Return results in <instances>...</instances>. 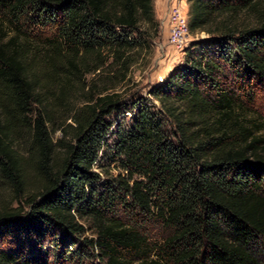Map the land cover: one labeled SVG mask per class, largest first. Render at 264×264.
I'll use <instances>...</instances> for the list:
<instances>
[{
	"label": "trees",
	"instance_id": "obj_1",
	"mask_svg": "<svg viewBox=\"0 0 264 264\" xmlns=\"http://www.w3.org/2000/svg\"><path fill=\"white\" fill-rule=\"evenodd\" d=\"M188 2L190 33L209 37L151 89L158 109L139 102L112 129L118 87L160 38L155 0H0L14 26L0 39V176L20 192L31 169L39 184L28 212L0 210V264H40L5 244L27 237L70 264L94 250L99 264H264V119L223 80L233 68L264 90V0ZM92 74L103 87L72 117V141L55 143L36 107ZM108 152L126 175L100 185ZM149 226L163 230L154 244Z\"/></svg>",
	"mask_w": 264,
	"mask_h": 264
},
{
	"label": "rangeland",
	"instance_id": "obj_2",
	"mask_svg": "<svg viewBox=\"0 0 264 264\" xmlns=\"http://www.w3.org/2000/svg\"><path fill=\"white\" fill-rule=\"evenodd\" d=\"M177 4L181 5L185 9L189 18L188 0H177ZM156 15L158 18L157 13ZM167 18L168 16L165 17L164 21H166ZM169 29L170 26L168 23L166 31L168 36H161V29L160 38L155 42L152 55L145 56L142 60H139V62L131 68L128 81L118 87L117 91L121 94L123 108H121L118 113H113L105 118V121L114 125L112 129L117 124H128L132 115L136 111L135 106L139 102L147 103L146 100H150L153 102L151 105L158 109V102L152 100V97L149 95L151 89L166 79L173 68L184 63L186 52L189 48H191L198 41H202L209 37L205 32L196 34L190 33L191 37L187 48L180 52L169 44ZM13 32V24L0 14V39L5 37L8 39L13 35ZM224 77V88H229L231 91L235 92V94L237 93L239 97L247 94L255 95V101L252 105H250V107H252L262 119H264L263 88L258 85L256 86L247 83L245 85L241 84L240 78L236 74V69L233 68L230 69L228 67H224ZM95 84L99 89H101L104 85V79H99L93 74L87 75L80 80H75L70 90L66 93L60 94L59 90L53 89V91H56V95L60 94L61 100L56 101L54 106H52L48 100L46 112L42 107H36V109H41L43 114L51 119V123H47V126L51 130L55 143H59V140L63 138L64 133L69 135L65 141H72V134L74 132V121L72 117L77 114L87 99L95 95L97 89L92 88ZM26 130L27 128L23 129L20 138L16 139V149L24 156H26V145L31 139L30 132H27ZM261 135L264 137V130L261 132ZM108 140L110 141L109 138ZM110 154L111 153L108 152L107 154L101 155L102 157L100 156V163L92 169V173H96L100 177L98 183L100 185L109 180L116 179L119 174L123 177L126 175V173L121 172L118 162H112ZM63 156L64 152L60 147L57 150L56 158ZM27 171L26 183L20 192L15 191V189L0 176V210L19 209L22 212H28L30 210V206L27 203L31 198L37 195L39 184L36 173L31 169ZM90 227L91 225H86L87 232L84 237L91 238L93 236ZM149 231L150 241L154 244L155 241L161 237L163 230L159 226H149ZM52 243L53 242L48 241L43 245H39L38 241L32 237L23 238L19 241L11 239L9 242H5V244L8 247H11L13 251H21L28 257L37 258V261L40 264H70V262H64L63 260L57 258V254L59 253L58 250L54 249ZM73 249L75 248L73 247ZM92 253L93 257L82 259L81 264H99L100 260L95 257L97 252L94 250ZM262 258L264 260V254H262ZM153 259H155V257H153Z\"/></svg>",
	"mask_w": 264,
	"mask_h": 264
},
{
	"label": "built area",
	"instance_id": "obj_3",
	"mask_svg": "<svg viewBox=\"0 0 264 264\" xmlns=\"http://www.w3.org/2000/svg\"><path fill=\"white\" fill-rule=\"evenodd\" d=\"M169 44L176 50L184 51L190 41L189 18L185 9L176 4L171 7L168 14Z\"/></svg>",
	"mask_w": 264,
	"mask_h": 264
},
{
	"label": "crops",
	"instance_id": "obj_4",
	"mask_svg": "<svg viewBox=\"0 0 264 264\" xmlns=\"http://www.w3.org/2000/svg\"><path fill=\"white\" fill-rule=\"evenodd\" d=\"M177 4V0H156L155 1V9L156 13L158 14V19L161 24L162 34L161 36H168L167 35V28H168V18L164 21L165 17L168 16V13L172 6Z\"/></svg>",
	"mask_w": 264,
	"mask_h": 264
}]
</instances>
